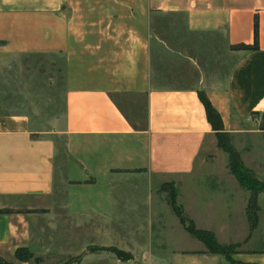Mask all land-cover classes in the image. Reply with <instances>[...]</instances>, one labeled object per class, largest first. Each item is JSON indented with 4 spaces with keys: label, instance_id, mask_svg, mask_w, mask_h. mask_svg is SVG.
I'll return each instance as SVG.
<instances>
[{
    "label": "crops",
    "instance_id": "obj_1",
    "mask_svg": "<svg viewBox=\"0 0 264 264\" xmlns=\"http://www.w3.org/2000/svg\"><path fill=\"white\" fill-rule=\"evenodd\" d=\"M254 22L256 48H235L253 43ZM198 91L264 182V0H0V254L50 252L46 229L137 219L156 251L231 264L179 223L159 189L173 182L195 228L237 244L232 259L264 264V249L249 246L264 192L248 234L249 192L228 171ZM88 246L113 245L62 256L136 260L127 247L114 246L131 255L121 261Z\"/></svg>",
    "mask_w": 264,
    "mask_h": 264
},
{
    "label": "rangeland",
    "instance_id": "obj_2",
    "mask_svg": "<svg viewBox=\"0 0 264 264\" xmlns=\"http://www.w3.org/2000/svg\"><path fill=\"white\" fill-rule=\"evenodd\" d=\"M172 188H174L173 182H164L159 186L160 191L164 192L165 196ZM135 220L136 221L131 222L133 224L132 227L127 225L122 227L119 224L116 225L115 222H111L106 227L96 228L58 227L57 229L51 230V233H49V229H46L45 235H51V243L48 247L53 250L50 252H30L31 256L27 261L23 262L18 261L13 255L8 253H2L0 257L9 264H101L105 262H99V257L97 255H86L85 258H82L81 254L62 256L65 252L74 250L80 245H87L91 241L113 246H88L86 250H103L104 254L112 258L120 259L121 261H126V259L119 258L111 249L116 248L114 246L129 248L132 250V254L135 255L137 260H132L133 264H169V262L185 264L187 259L184 256L165 253L163 250L156 251L155 248L158 244V240H154L153 234L152 237H149L150 233L148 227L144 226V224L137 219ZM187 244L190 243L188 242ZM249 246L256 249H264V221L261 224L260 230L255 234L254 239L249 243Z\"/></svg>",
    "mask_w": 264,
    "mask_h": 264
},
{
    "label": "trees",
    "instance_id": "obj_3",
    "mask_svg": "<svg viewBox=\"0 0 264 264\" xmlns=\"http://www.w3.org/2000/svg\"><path fill=\"white\" fill-rule=\"evenodd\" d=\"M253 30H254L253 43L251 45H244V44L236 45L235 48H240V49L256 48L255 22H254ZM197 96L200 103L202 104L205 114V119L215 134L216 146L226 154V166L228 171L234 176L237 183L242 188L248 190L249 192L244 212L248 221V234H250V232L256 227L257 224L258 206L256 203V195L260 191L264 192V182L257 180L253 176L252 172L247 167H245L244 164L241 162L238 153L229 143L227 133H225L222 130V123L218 113L211 106L210 102L208 101L204 93L198 91ZM174 196H175V192H174V188H172L170 191L166 193L165 196L166 203L170 206L172 212L175 214L179 223L183 226L185 231L189 235L197 238L199 241H201L204 244L207 253L221 254L231 264H247L231 258V254L236 252L237 244H219L215 240L211 232L195 228L191 220H189L182 214V209L179 205L175 203ZM1 212H5V210L0 209V213ZM111 250L115 253V255H117L121 259H126V260L130 259V254L128 252L121 251L116 248H112ZM13 256L18 261L23 262V261H27V259L31 256V253L25 247H19L14 250ZM0 264H9V263H6L0 257Z\"/></svg>",
    "mask_w": 264,
    "mask_h": 264
}]
</instances>
